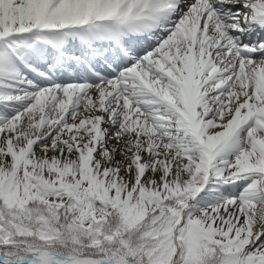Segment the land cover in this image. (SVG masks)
I'll return each mask as SVG.
<instances>
[{
    "label": "snow or ice",
    "instance_id": "6c2138e0",
    "mask_svg": "<svg viewBox=\"0 0 264 264\" xmlns=\"http://www.w3.org/2000/svg\"><path fill=\"white\" fill-rule=\"evenodd\" d=\"M0 264H264V0H0Z\"/></svg>",
    "mask_w": 264,
    "mask_h": 264
}]
</instances>
